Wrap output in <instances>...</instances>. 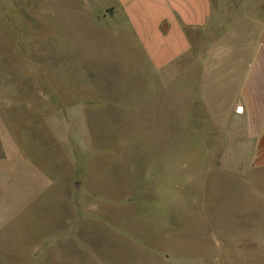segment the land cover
<instances>
[{"label":"rangeland","instance_id":"rangeland-1","mask_svg":"<svg viewBox=\"0 0 264 264\" xmlns=\"http://www.w3.org/2000/svg\"><path fill=\"white\" fill-rule=\"evenodd\" d=\"M108 1L0 0V264H264V172L222 140L264 0H213L166 72L98 22Z\"/></svg>","mask_w":264,"mask_h":264},{"label":"crops","instance_id":"crops-1","mask_svg":"<svg viewBox=\"0 0 264 264\" xmlns=\"http://www.w3.org/2000/svg\"><path fill=\"white\" fill-rule=\"evenodd\" d=\"M214 16L213 0H109L98 12V22L121 31L140 49L144 63L166 72L194 57ZM223 86L230 87L229 103L222 109L225 155L241 172L263 173L264 45L248 61L239 60L238 70L223 72ZM208 111L213 125L219 108L209 106Z\"/></svg>","mask_w":264,"mask_h":264},{"label":"built area","instance_id":"built-area-1","mask_svg":"<svg viewBox=\"0 0 264 264\" xmlns=\"http://www.w3.org/2000/svg\"><path fill=\"white\" fill-rule=\"evenodd\" d=\"M237 113H239V114L243 113V108H238Z\"/></svg>","mask_w":264,"mask_h":264}]
</instances>
